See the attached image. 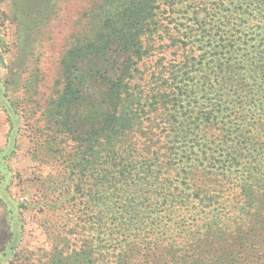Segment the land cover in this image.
I'll use <instances>...</instances> for the list:
<instances>
[{
    "label": "trees",
    "instance_id": "trees-1",
    "mask_svg": "<svg viewBox=\"0 0 264 264\" xmlns=\"http://www.w3.org/2000/svg\"><path fill=\"white\" fill-rule=\"evenodd\" d=\"M228 1L231 6L223 15L228 29L226 37H219V58H208L205 50L201 55L203 29L193 41L168 44L176 46L175 55L167 63L160 61L161 68H155L144 84L129 83L145 78L138 68L144 52L122 62L115 58L75 61L89 68L80 75H66L59 97L62 106L86 97L87 78L99 80L94 81L99 88L94 98L99 120L80 139L71 158L79 168L69 174L78 195L72 204L83 203L86 209L92 200L88 206H93V214L80 222L67 218L61 237L75 245L83 231L75 229L87 225L93 236L84 239L86 249L74 248L65 256L56 251L52 259L60 264L88 260L137 264L135 252L148 249L153 251L148 260H171L169 252L156 253L173 246L168 238L204 226L210 210L223 202L225 184L237 186L249 167L254 170L252 154L261 150L256 139L264 138V128H259L264 123V24L245 31L238 26L248 22L242 21L243 16L264 23V0ZM226 2L214 0L215 8ZM132 7L108 21L117 31L115 46L123 52L144 39L142 27L117 29L118 23L138 20ZM231 31L233 36L241 35L229 38ZM256 37L258 42L251 43ZM246 66L255 72L245 71ZM69 125L59 120L54 133ZM77 198L86 200L77 202Z\"/></svg>",
    "mask_w": 264,
    "mask_h": 264
},
{
    "label": "rangeland",
    "instance_id": "rangeland-1",
    "mask_svg": "<svg viewBox=\"0 0 264 264\" xmlns=\"http://www.w3.org/2000/svg\"><path fill=\"white\" fill-rule=\"evenodd\" d=\"M129 6L138 20L118 23L117 29L142 27L144 39L123 52L115 46L117 31L108 21ZM230 6L228 0L220 9L214 0H0V264H60L52 259L56 251L65 256L74 248L86 249L84 239L93 236L87 225L75 229L83 230L75 245L62 238L67 218L93 214V206H88L92 200L86 209L83 203L72 204L78 195L69 174L79 168L71 158L80 139L99 120L94 101L99 90L94 81L99 80L87 78L86 97L62 106L59 97L66 75H80L89 68L75 61L122 62L144 52L138 68L145 78L140 83L137 78L129 81L144 84L155 68H161L160 61L167 63L175 55L176 46L168 44L193 41L203 29L201 55L205 50L208 58H219V37H226L228 29L223 15ZM243 17L248 22L238 26L240 31L264 24L253 16ZM217 29L223 32L218 34ZM233 32L227 36L241 35ZM258 39L250 42L256 44ZM65 65L71 69L65 70ZM59 120L71 125L55 134ZM256 143L261 150L252 154L254 170L249 167L237 186L225 184L223 202L210 210L205 225L186 236L173 235L167 240L173 246L156 252H169L173 258L148 260L153 251L143 249L135 252L137 264H264V138L257 137ZM88 261L69 264H92Z\"/></svg>",
    "mask_w": 264,
    "mask_h": 264
}]
</instances>
